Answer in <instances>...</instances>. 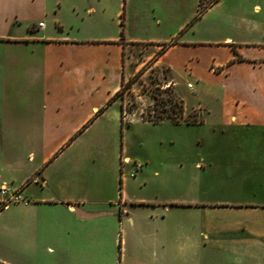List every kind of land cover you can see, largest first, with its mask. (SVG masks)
Here are the masks:
<instances>
[{"label":"crops","instance_id":"1","mask_svg":"<svg viewBox=\"0 0 264 264\" xmlns=\"http://www.w3.org/2000/svg\"><path fill=\"white\" fill-rule=\"evenodd\" d=\"M225 1L198 15L201 0H0V106L9 108L13 68L21 89L41 92L35 119L43 141L35 146L40 161L17 181L12 119H0V187L7 188L0 192V264H264V199H257L264 163L256 158L264 150L237 151L233 165H218L235 173L230 182L199 179V163L123 172L131 159L120 168L121 140L108 172L101 165L87 170L77 159L52 166L93 126L119 129L124 139L133 120L122 125L127 117L113 97L133 74L130 46L152 48L149 60L167 45L153 65L168 70V87L185 86L198 99L202 119L173 124H209L221 136L264 130V43L252 39L249 19H205ZM114 106L119 114L105 119ZM49 119H58L61 131L51 148ZM185 172L184 184L171 179Z\"/></svg>","mask_w":264,"mask_h":264},{"label":"rangeland","instance_id":"2","mask_svg":"<svg viewBox=\"0 0 264 264\" xmlns=\"http://www.w3.org/2000/svg\"><path fill=\"white\" fill-rule=\"evenodd\" d=\"M210 2L212 0H202L201 4L204 6ZM177 11L178 13L181 11L179 6ZM205 19L209 21L233 20L237 22L249 19L252 21V39L258 43H264V0H226L223 7L216 8ZM145 49L146 46L144 45L130 46L125 51L126 60L128 59L130 67L133 69V74L124 80L115 96V100L120 103L122 115L127 117L126 119H121L122 125L133 120L129 126H124V139H120L119 129L108 128V125L101 123L100 128L104 129L93 126L86 130L73 151L66 154L64 158L53 161L52 166L55 168L56 165L75 163L77 159L82 164V167L87 168V170H92L96 166L101 165L108 172V169L114 163L115 147L120 148L121 140V142L124 141V145L119 162L120 168L122 169L127 163L124 160L125 156H129L131 159L125 166L126 168L123 169V172L132 168L130 173L135 174L134 163L147 167L149 175L152 174V171L159 164L163 163H174L177 166H185V168L190 166V164L199 163L202 166L200 172L197 171L199 179L206 180L208 183L230 182L238 179L233 176L234 172H230V174L225 172L226 170H218L217 166L230 163L233 165L234 160L239 159L235 154L237 151H245L247 154L248 150H255L257 153H261V150H264V130L246 128L241 129L237 133L231 131L221 136L215 130L216 128L209 124H173L176 121L190 124L196 123L199 119H202L203 111L198 109V99L193 96L191 91L186 90L185 86L181 85L176 87V89L172 86L168 87L166 82L170 76L168 70L160 65H153L154 58L162 52L164 47L156 49L155 55L149 60L146 57L151 53L152 48L147 46V50ZM4 51L6 50L0 47V55ZM134 70L136 71L134 72ZM11 72V102L7 103L9 108L6 111L0 106V119H12V177L18 181L33 164H37L40 161L41 150L38 149L40 148L39 146L37 149L35 146L42 144L43 141H37L39 138L37 139L36 135L38 132L37 128H40V119L35 118L41 112L42 97L41 92L36 89L32 91L21 89L19 75L13 68ZM180 80L182 83H186L184 79L180 78ZM171 96L173 99L170 98ZM176 99L181 103V112H172L171 110L174 108ZM109 109L105 119L110 118L112 111H116L119 114L118 106ZM175 109L177 110L176 107ZM93 120L91 119L83 125L76 136L80 135ZM164 120L169 121L161 125L150 124ZM49 121L50 130L54 131L53 133L50 132L49 135L48 147L51 148L59 142L61 131L57 127L58 119H49ZM146 122L150 123L147 124ZM170 139L174 141V144L169 143ZM72 140H74V137L70 141ZM35 149L37 152L34 155L36 156L31 157V159L29 153ZM62 149L63 147H60L51 157V160ZM218 151L220 152L217 156ZM245 157L248 158V156ZM3 158L5 157H2L1 160ZM93 158H96V161H93ZM256 158L264 163L263 155L257 157L256 154ZM245 174L250 176V178L252 176L250 172ZM188 177L189 173L185 172L183 174L177 173L171 179H175L176 183L184 184L189 180ZM219 192L221 193V191ZM225 194L223 192L222 196H225ZM177 195H179V188ZM257 199L259 201L264 199L263 187L258 188ZM251 262L255 264V261ZM223 263L221 259L212 262V264ZM231 264L238 263L236 261V263ZM240 264L249 263L241 260Z\"/></svg>","mask_w":264,"mask_h":264},{"label":"trees","instance_id":"3","mask_svg":"<svg viewBox=\"0 0 264 264\" xmlns=\"http://www.w3.org/2000/svg\"><path fill=\"white\" fill-rule=\"evenodd\" d=\"M216 1H217V0H212V2H210L209 4L202 6V4H201L202 0H201V2H200V4H199V9H198V15L201 14V13H203L204 10H206V8H207L208 6H210V4H212V3L216 2ZM121 26H123V22H121ZM166 46H167V45H163L164 48H165ZM118 92H119V91H118ZM118 92H117V93H118ZM117 93H116V94H117ZM116 94H115V96H116ZM115 96L113 97L114 99H115ZM113 98L110 99V100L108 101V103H107L106 106H108V105L110 104V102H111V100H113ZM170 98L173 99L172 96H171ZM175 107L177 108V110L175 109ZM102 109H103V108H102ZM102 109H101V110H102ZM181 109H182L181 103H179V101L176 99V100L174 101V108L171 109V110H172V112H181ZM101 110H100V111H101ZM120 111H121V109H120ZM121 114H122V111H121ZM122 117H123V115H122ZM157 122H159V121H156V123H157ZM174 123H179V122L176 121V122H174Z\"/></svg>","mask_w":264,"mask_h":264},{"label":"built area","instance_id":"4","mask_svg":"<svg viewBox=\"0 0 264 264\" xmlns=\"http://www.w3.org/2000/svg\"><path fill=\"white\" fill-rule=\"evenodd\" d=\"M187 88L191 89V88H192V85H191V84H187ZM134 168H135V170L137 171V170H139V169L142 168V165H140V164H135V163H134ZM0 192H1L2 194H6V192H7V188L4 187V186L0 187Z\"/></svg>","mask_w":264,"mask_h":264}]
</instances>
